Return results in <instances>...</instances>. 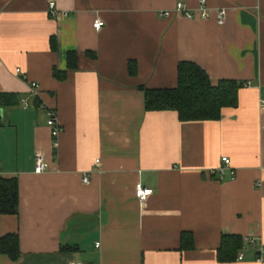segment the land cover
I'll return each mask as SVG.
<instances>
[{
	"label": "crops",
	"instance_id": "obj_1",
	"mask_svg": "<svg viewBox=\"0 0 264 264\" xmlns=\"http://www.w3.org/2000/svg\"><path fill=\"white\" fill-rule=\"evenodd\" d=\"M206 2L227 12L224 26L177 14L199 0H0V94L19 101L0 99V176L19 183L18 215L0 216V239L17 234L21 250L0 264H261L264 0ZM70 52L77 68L59 81ZM181 62L214 86L243 84L238 107L217 122L148 112L145 90L176 88ZM50 110L63 130L57 151ZM38 153L51 164L42 175ZM138 184L153 191L145 205ZM224 236L244 240L234 261L221 260Z\"/></svg>",
	"mask_w": 264,
	"mask_h": 264
},
{
	"label": "trees",
	"instance_id": "obj_2",
	"mask_svg": "<svg viewBox=\"0 0 264 264\" xmlns=\"http://www.w3.org/2000/svg\"><path fill=\"white\" fill-rule=\"evenodd\" d=\"M52 51L57 50L54 38L50 41ZM132 75L136 73V64H130ZM77 68V55L67 54V70L54 69V78L66 79L68 72ZM244 85L230 80L221 81L217 86L211 83L208 74L192 62L178 65V84L174 89L145 90V108L148 112H176L182 123L217 122L222 118L225 108L238 107V94ZM3 106L19 104L12 94H0ZM38 104V100H36ZM19 212V183L16 178L6 179L0 176V216L14 217ZM244 240L239 236H224L220 256L222 261H234L243 249ZM0 255L12 262L21 256L20 238L17 234L0 239Z\"/></svg>",
	"mask_w": 264,
	"mask_h": 264
},
{
	"label": "built area",
	"instance_id": "obj_3",
	"mask_svg": "<svg viewBox=\"0 0 264 264\" xmlns=\"http://www.w3.org/2000/svg\"><path fill=\"white\" fill-rule=\"evenodd\" d=\"M200 3V7L198 8V10L195 13H190L189 10L186 8V6H184L183 4L179 3L176 7V12L178 15H182L185 18H187L188 20H209L211 19L213 16L215 17V20L217 21L219 26H224L227 22V12L225 10H221L218 12L213 13L208 7H207V2L206 0H199ZM49 13L50 15H55L56 13V6L54 3L50 4L49 7ZM105 24L102 20L97 19L94 24V30L96 32H100L103 28H104ZM18 73H20V70H18ZM37 86L34 84L33 88H36ZM262 105L264 106V101L262 102ZM23 106L27 109L28 103L24 102ZM47 125L51 130V138H52V147L55 151H57L60 147V136L63 132L62 127L60 125V123L58 122L57 119V113L55 110H50L48 111V121H47ZM97 164H99V161L96 162ZM222 163L225 166V168H229L231 167V161L228 158H223L222 159ZM225 168H222L220 170V174L223 175L224 174V170ZM51 170V164L50 162L47 160L46 156L42 153H38L36 155V162H35V174L37 175H42L45 174L47 172H49ZM232 179H234L235 173L232 172ZM83 183L84 184H89L90 180L89 177L86 176L83 178ZM136 199L138 200V202L141 205H145L149 199L152 197L153 195V191L147 187H144L141 184H138L136 186ZM248 244L251 245H255L256 240L253 238H249L247 240ZM97 247H100V244H97ZM243 259V255L241 254L239 257V260ZM258 262L261 264H264V247L261 249V257L258 259ZM73 264H82V263H73Z\"/></svg>",
	"mask_w": 264,
	"mask_h": 264
}]
</instances>
